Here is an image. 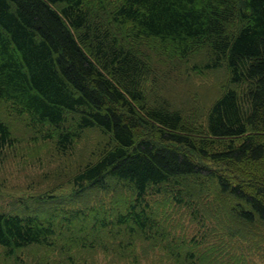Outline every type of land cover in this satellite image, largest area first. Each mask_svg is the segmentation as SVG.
Instances as JSON below:
<instances>
[{"label":"trees","instance_id":"16d2710c","mask_svg":"<svg viewBox=\"0 0 264 264\" xmlns=\"http://www.w3.org/2000/svg\"><path fill=\"white\" fill-rule=\"evenodd\" d=\"M196 62L223 70L217 87L189 97L171 90ZM19 124L70 160L96 130L72 195L113 202L73 200L65 229L87 220L91 228L72 244L57 212L0 210L1 258L93 264L73 249L107 251L117 240L107 245L102 230L121 236L114 253L134 264L149 245L172 264H236L211 253L245 246L252 240L242 234L264 224V0H0V163L27 136ZM159 195L201 221L222 214L213 230L226 240L209 250L199 238L181 251L158 220Z\"/></svg>","mask_w":264,"mask_h":264},{"label":"rangeland","instance_id":"374dc122","mask_svg":"<svg viewBox=\"0 0 264 264\" xmlns=\"http://www.w3.org/2000/svg\"><path fill=\"white\" fill-rule=\"evenodd\" d=\"M222 73L223 70L216 72L201 70L199 63H197L195 70L186 77L181 87L170 83V89L176 90L177 88L179 92L183 91V96L186 97L193 93L206 95L209 90L217 87V82L222 79ZM168 95L174 94L168 93ZM187 116L192 118V113L191 115L186 114V118L189 120ZM18 130L27 136L18 134L15 145L5 149L4 157L0 163V210L11 213H24L27 210L42 211L45 215L57 212L56 219L65 225L59 226L57 230L64 229L65 239L72 244V237L83 235L81 230L90 229L91 226L87 220V222H75L65 229L68 223L63 220V216L68 213L69 207L72 208L78 202L86 201H88L85 203L86 205L90 204L95 208H98L101 201L105 207L112 206L113 199L106 194L94 196L92 200L88 198L87 193L84 194V197L74 196V193L72 195L75 188L71 178L76 173V167L84 161L87 162L89 158L86 156L97 150L100 134L96 130L86 131L85 136L77 142L75 156L70 160L67 159L66 154L57 151L55 144L50 140L31 137L30 130L25 129L24 124H19ZM16 131L15 129L14 133ZM62 203H64V209L61 211L58 208L63 205ZM156 208H159L160 213L157 216L158 220L163 223L169 238L175 243H184L179 246L181 251H184L186 247H193L186 245L187 242L194 243L199 238L203 241L198 243L196 247L209 250L215 248L218 239L226 240L219 231L213 230L216 227L215 223L219 222L216 215L222 216V214H214L213 219L205 217V220L201 221L199 217L193 218L191 207L187 204H176L171 195L156 196ZM101 232L103 231H100L102 235L100 238L107 245H111L117 240L107 251L83 249L77 252L80 248L76 246L73 253L84 254L88 259L87 262H93V264H134L127 259L119 258L114 253V248L118 245L121 236L111 239ZM255 234H259L260 237H256ZM242 235L251 236L252 242H243L245 246L236 244L227 247L229 253L218 252V248H215L211 255L220 261L226 259L228 263L230 256L238 260L236 264H264V224L259 225L254 231H248ZM136 251L144 255L137 261L139 264H172L166 260V251L157 246L149 245L145 248L139 246ZM108 253L110 256L107 255ZM57 255V251L54 250L50 257H59ZM0 264H16V261L0 256Z\"/></svg>","mask_w":264,"mask_h":264}]
</instances>
